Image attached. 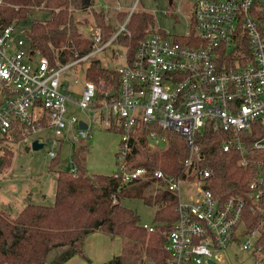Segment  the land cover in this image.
<instances>
[{"label":"built area","instance_id":"2783aa9c","mask_svg":"<svg viewBox=\"0 0 264 264\" xmlns=\"http://www.w3.org/2000/svg\"><path fill=\"white\" fill-rule=\"evenodd\" d=\"M133 10L104 42L96 25L87 27L92 50L63 64L51 63L39 52L35 59L22 30L19 33L14 23L0 26L1 150L49 127L47 155L52 159L64 140L73 143L89 137L87 120L66 115L65 101H70L89 112L92 121L102 117L106 127L122 129L119 170L112 174L129 181L148 172L125 162L132 134L145 125L150 146L157 148L166 144L167 137L156 128L173 130L188 147L183 169L179 174H166L161 168L152 172L176 194L177 217L165 232L166 264H210V260L221 264L222 250L234 242L251 253L253 264H264V220L249 225V212L264 211L262 178L250 180L243 194L220 200L205 186L212 170L201 165L196 142V133L209 122L213 130L227 133L220 148L238 150L241 165L249 160L244 132L262 129L249 147L264 150V0H194L183 33L169 36L152 27L132 55L126 48L122 62L113 66L116 88L102 79L84 78L79 97L66 94L63 71L110 45L119 32L129 33L125 24ZM105 109L107 116L102 113ZM80 120L87 127H81ZM68 168L76 174L72 159ZM142 225L154 230L152 224Z\"/></svg>","mask_w":264,"mask_h":264},{"label":"trees","instance_id":"16d2710c","mask_svg":"<svg viewBox=\"0 0 264 264\" xmlns=\"http://www.w3.org/2000/svg\"><path fill=\"white\" fill-rule=\"evenodd\" d=\"M92 1L0 0V26L16 25L36 8L49 10L48 18L33 19L22 32L29 41L30 52H39L48 57L51 63L58 60L63 64L92 50V39L84 35L79 27V12L92 10ZM102 9L94 8L92 14L104 42L117 29L105 21ZM117 15L122 21L127 11H118ZM153 22L150 11L133 10L125 24L129 33L119 32L113 42L126 46L132 55L146 30L152 29ZM85 60L88 63L81 65L84 78L95 81L102 79L107 85L117 87L118 74L113 66L102 65L94 55L78 60L75 65ZM108 128L117 132L122 130L116 126ZM156 130L167 137L165 145L151 147L145 135L147 127L142 125L132 134L130 150L125 156L127 165L146 167L148 172L145 176L123 181L112 173L89 172L85 165L87 146L81 143L72 151L76 174L68 167L55 170L53 203H39L30 197L29 192V198L15 215L0 208V264H46L48 254L54 247H61V250L52 257L50 264H62L75 253L83 254L84 238L97 229L138 242L146 259L155 264H166L165 232L177 217L176 194L167 188L165 182L156 179L152 172L161 168L166 174H179L188 147L175 131L159 127ZM262 133L260 128L257 132L243 133L249 158L246 166L238 163V150H221L220 141L227 133L213 130L209 122L196 133L202 155L200 163L212 170L205 186L211 189L215 197L223 200L230 194H243L248 182L260 176L263 188L261 206L264 209V150L249 147L250 141ZM12 152L11 148L3 149L0 168L10 160ZM58 159L59 153L51 159L50 169L55 168ZM125 197H140L146 203L155 205L153 231L143 227L139 223L138 213L123 204ZM249 218V225L253 226L259 220H264V211L257 214L249 212ZM122 258L114 255L107 260L90 261L88 264H123Z\"/></svg>","mask_w":264,"mask_h":264},{"label":"rangeland","instance_id":"374dc122","mask_svg":"<svg viewBox=\"0 0 264 264\" xmlns=\"http://www.w3.org/2000/svg\"><path fill=\"white\" fill-rule=\"evenodd\" d=\"M194 0H93L92 10H83L79 12L81 23L79 27L84 35L90 37L87 27L95 25V19L92 14L94 8L99 10L104 8L103 16L106 22L111 23L118 30L122 22L125 21L130 10L135 7L134 11L147 10L153 14V28H160L168 32V35L181 34L188 28V22L193 12ZM87 9V8H86ZM127 11L124 20L119 21L118 11ZM50 11L36 8L33 12L28 13L26 18L16 23V30L28 28L33 19L48 18ZM23 34H21L22 36ZM27 40L25 41V43ZM126 46L112 42L102 50L94 54L100 59L102 65L114 66L122 62V54ZM35 59L38 54L35 53ZM88 60L73 66L67 67L62 73V80L68 86L64 91L66 94H72L79 97L84 81V73L81 65L87 64ZM67 106L66 115L76 114L78 117L88 121L90 136L78 142L64 140L59 150V159L55 161L54 169H50L51 160L47 155L50 146L47 138L51 135V129L44 128L25 141H19L11 144L13 150L10 160L5 162L0 168V208L7 210L11 215H15L17 210L24 205V201L29 192L32 198L43 204H51L54 200L55 173L59 168H67L72 158L73 148L78 144L85 143L87 151L85 153V165L89 172L93 173H114L119 170V158L117 151L120 145V132L109 129L105 126L101 117L97 120H91V114L82 110L76 104L65 101ZM104 116L108 111L105 109ZM38 138L43 145L37 149L29 148L25 150L26 145ZM4 149V148H3ZM3 149L0 148V154ZM53 159V158H52ZM239 163V161H238ZM240 164V163H239ZM37 188L40 193L38 197L31 190ZM32 191V192H31ZM123 204L133 208L139 215V223L153 224L155 205L146 203L140 197H125L122 199ZM127 245L124 249L122 258L123 264H155L153 261L146 259L141 245L130 239H126ZM61 247H54L48 254L46 264H50L53 256L57 255ZM223 260L221 264H253L254 257L248 250L242 249L237 242L231 243L222 250Z\"/></svg>","mask_w":264,"mask_h":264},{"label":"crops","instance_id":"0c3cea01","mask_svg":"<svg viewBox=\"0 0 264 264\" xmlns=\"http://www.w3.org/2000/svg\"><path fill=\"white\" fill-rule=\"evenodd\" d=\"M39 195L40 193L35 196L38 197ZM30 197H32V195ZM27 198H29V196H27L26 199ZM127 243L126 238L120 235L110 234L97 229L84 238V253H75L62 264H88L90 261L101 262L107 260L114 255L123 256Z\"/></svg>","mask_w":264,"mask_h":264},{"label":"water","instance_id":"95a60500","mask_svg":"<svg viewBox=\"0 0 264 264\" xmlns=\"http://www.w3.org/2000/svg\"><path fill=\"white\" fill-rule=\"evenodd\" d=\"M170 1H171V0H170ZM113 93H114V92H113V90H112V91L110 92V94H113ZM79 125H80L81 127H87L86 122L83 121V120H80ZM42 145H43V142H41V141H39L38 139L35 138V139H33V140L31 141V144H30V145H26L24 148H25V150H28L29 148L37 149V148L41 147ZM87 176H88V177H91L90 174H88ZM31 190L36 191V192H35V195H38V192H37V188H36V187H33ZM210 264H217V263H215V262H213V261L210 260Z\"/></svg>","mask_w":264,"mask_h":264}]
</instances>
